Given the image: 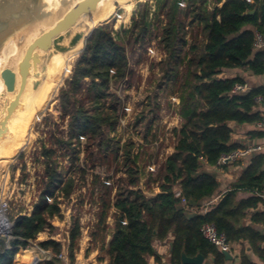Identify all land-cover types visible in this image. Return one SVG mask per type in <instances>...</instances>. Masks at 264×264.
<instances>
[{
  "label": "trees",
  "instance_id": "trees-1",
  "mask_svg": "<svg viewBox=\"0 0 264 264\" xmlns=\"http://www.w3.org/2000/svg\"><path fill=\"white\" fill-rule=\"evenodd\" d=\"M184 1L185 10L180 9L181 0L157 1L158 11L167 19L161 27V42L178 65L185 64L181 125L174 130V151L162 167L160 193L147 197L139 189L138 156L132 154L134 144L127 142L122 146L120 141L107 138L106 132H114L120 119V100L112 86L127 79L129 60L120 35L108 24L99 26L76 61L66 88L60 92V109L67 130L59 136L53 134L52 143L40 147L45 167L42 186L31 213L17 217L14 249L1 251L0 264H21L22 248L27 247V241L54 231L52 220L62 218L59 199H69L76 185L74 177L66 179L60 172L58 153L69 150L71 166L85 175L86 170L76 167L78 148L84 142L116 161L122 159L127 175L124 184L116 189L114 202L105 203L106 208L116 210L112 238L107 248H101L108 257L107 264H149V257L160 262L154 244L170 238V264H182L183 253L188 257L213 256L214 264H224V254L201 233L206 224H214L234 245L248 244L250 252L264 260V233L256 229L264 227V211L260 210L264 199L253 195L264 191V152L252 155L234 186L216 204H210L221 193L214 170L220 157L255 141H264V131L258 128L264 116L256 101L262 97L264 102V87L244 93L233 91L236 85H249V75L264 76V48H255L256 34L264 39V0ZM146 7L147 4L140 6L139 19L133 25L136 42H143L149 31L150 11ZM185 20L197 33L189 51L181 57L187 43L178 33L185 28ZM200 37L203 43L198 40ZM233 125L252 128L244 134L248 142L234 141ZM175 187L180 188L181 198L174 195ZM107 190L110 196L113 190ZM241 192L252 196L241 198ZM81 235L80 221L76 219L66 248L70 264H76ZM95 239L103 242L105 237L97 233ZM39 246L53 256L37 264H64L58 259L64 250L61 243L51 239ZM26 257L40 259L35 252ZM240 259L241 264H255L245 250ZM98 262L104 263L105 258L99 257Z\"/></svg>",
  "mask_w": 264,
  "mask_h": 264
},
{
  "label": "rangeland",
  "instance_id": "rangeland-1",
  "mask_svg": "<svg viewBox=\"0 0 264 264\" xmlns=\"http://www.w3.org/2000/svg\"><path fill=\"white\" fill-rule=\"evenodd\" d=\"M157 1L137 3L128 14L117 4L111 17L102 24H108L120 35L129 60L127 79L118 86H112L113 93L120 100L119 123L114 132H106V135L109 139L120 141L122 146L127 142L134 144L132 154L138 156L139 187L147 197H154V190L161 181L162 167L174 151V130L181 125L180 95L185 68V64L178 65L161 42V27L167 23V19L163 12L158 11ZM144 4H147L146 9L150 11V27L144 41L136 42L133 25L139 19L140 6ZM186 7V2L182 0L180 9L185 10ZM179 17L183 18L182 15ZM196 33V29L185 20V28L178 33L179 38L187 43L183 45L181 57L189 51ZM198 40L203 43L202 37ZM79 56L80 54L64 70L60 86L56 90L53 83L57 82V76H50L45 84L47 98L31 110L22 127L13 133L1 150L0 211L4 209L5 216L11 223L20 215L30 214L36 203L45 168L39 155L40 147L44 143H52L53 134L59 136L61 131L67 130L59 96L70 80ZM78 150L80 154L76 167L86 170L85 175L71 166V157L67 156L69 150L58 153L59 170L66 179L74 177L75 190L69 199H59L62 218L52 220L54 231L41 233L36 240L27 241V247L22 248L21 264L24 259L30 263H38L46 258L49 260L51 253L44 252L39 244L52 238L66 244L72 223L76 219L80 221L82 231L76 264H97L95 237L97 238V233L101 237L112 234L116 214V210L113 207L106 208L105 203L114 202L116 189L124 184L123 179L127 175L121 164L122 159L116 161L113 156L102 153L95 147H88L85 142ZM2 156L6 157L7 162H2ZM109 187L113 190L110 196L107 195ZM5 216L2 213L0 218L5 220ZM13 229L14 227L9 235H0V253L9 246L13 247ZM32 252L38 253L40 259L33 261L26 257ZM87 256H90L91 261L85 260Z\"/></svg>",
  "mask_w": 264,
  "mask_h": 264
},
{
  "label": "water",
  "instance_id": "water-1",
  "mask_svg": "<svg viewBox=\"0 0 264 264\" xmlns=\"http://www.w3.org/2000/svg\"><path fill=\"white\" fill-rule=\"evenodd\" d=\"M103 1L59 0L61 17L51 27L43 28L41 24L51 18L45 0H0V56L9 43H24L27 34L37 30L23 49L16 71L5 68L0 73L4 88L0 94V141L9 134L13 118L24 109L30 83L33 91L40 86L48 71V61L74 50L81 41L84 47L80 54L84 51L98 27L85 37L82 21L95 13ZM223 254L227 260H232L231 254ZM181 260L182 264H203L204 257L201 254L188 257L183 253Z\"/></svg>",
  "mask_w": 264,
  "mask_h": 264
},
{
  "label": "bare ground",
  "instance_id": "bare-ground-1",
  "mask_svg": "<svg viewBox=\"0 0 264 264\" xmlns=\"http://www.w3.org/2000/svg\"><path fill=\"white\" fill-rule=\"evenodd\" d=\"M148 0H105L103 1L98 10L92 15L86 17L82 21V29L85 32V37H88L92 31L102 25L106 20H108L114 12L115 5L119 4L125 12L130 13L137 3H143ZM47 3V11L51 12V18L47 19L44 23L41 24L43 28L51 27L60 17H61V7L59 0H45ZM107 22V21H106ZM37 34V30L29 32L27 34V40L23 42H11L3 50L0 56V73L5 68H11L14 71L17 69V64L21 59L22 51L28 45V43L33 39ZM84 47V42L81 41L77 48L69 51L65 55H58L53 57L48 61V71L41 80V84L37 90L33 91L31 88V83L28 89V95L24 101V109L22 112L13 118L9 126V134L0 141V153L4 147L6 141L17 132L20 127H22L25 119L28 117L29 113L35 107H38L39 102L45 100L48 94L45 92L46 82L50 79V76H57V82L53 83L55 90L59 88L61 83V77L63 76L64 70L67 69V66L80 54ZM3 84L0 79V94L3 91ZM53 89V87H51ZM13 96H9V99H12ZM2 162H7L6 157H1ZM3 217V216H1ZM0 235H9L8 224H6L4 218H0ZM40 262V261H39ZM26 264H37L36 262L30 263L25 261Z\"/></svg>",
  "mask_w": 264,
  "mask_h": 264
},
{
  "label": "crops",
  "instance_id": "crops-1",
  "mask_svg": "<svg viewBox=\"0 0 264 264\" xmlns=\"http://www.w3.org/2000/svg\"><path fill=\"white\" fill-rule=\"evenodd\" d=\"M248 80H249V85L248 88H259V87H264V76L261 77H254L249 75L248 76ZM259 106V110L261 111V113L264 116V102H261L258 104ZM235 127V134H234V141L237 143H246L248 142V136H245V133H248L252 128L251 127H239L236 125H233ZM243 134V135H242ZM253 143H259L262 144L264 143V141H255ZM249 162V160H247V162H245V164L243 165H237V166H225L223 168L222 171L220 172H216L218 175V181L221 184V193L220 195L215 198L214 200L211 201V205L216 204L221 195L224 194L226 191L230 190L233 186L234 183L238 180L240 174L242 173V171L245 169V167L247 166V163ZM154 195L159 194L160 190L159 188L154 190ZM239 196L241 198H247L252 196L251 193L248 192H241L239 194ZM260 210L264 211V206H260ZM204 211V210H203ZM256 229H259L260 231H262L264 233V227L263 226H256ZM112 234H113V230H112ZM112 234L109 236H105V239L102 241L97 240V264H107L108 263V257H106V255L104 253L101 252V248L104 247L107 248L108 244L112 238ZM172 243V238H170L169 240H166L164 242H156L154 244V248L157 252V254L160 257V262L156 261V259L154 257H149L148 262L149 264H170V246ZM234 251H235V255L232 256V260H225L224 264H241V259H240V254L242 251H246L250 257L251 260L255 263V264H264V260L253 254L252 252H250L249 250V246L248 244H237L234 245ZM262 249H264V243L261 244ZM90 254V251L87 252V255ZM99 257H104L105 258V262L104 263H99L98 262V258ZM86 261H91L90 256L85 257ZM90 264H93V262H91ZM203 264H214V257L213 256H209L208 258H204V262Z\"/></svg>",
  "mask_w": 264,
  "mask_h": 264
},
{
  "label": "built area",
  "instance_id": "built-area-1",
  "mask_svg": "<svg viewBox=\"0 0 264 264\" xmlns=\"http://www.w3.org/2000/svg\"><path fill=\"white\" fill-rule=\"evenodd\" d=\"M255 48H257V49L264 48V39L260 34H256ZM247 90H249L247 85H236L233 89V91L236 93H244ZM256 101H257V103H261L263 101V98L258 97L256 99ZM258 128H260L264 131V117H263V120L258 124ZM261 152H264V143H262V144H259V143L247 144L243 148H239V149H237V150H235L229 154L222 155L220 157V159L218 160L216 166L214 167V170L216 172H220L223 170V168L225 166L243 165V164H245V162H247V160H249L251 158L252 155H254L256 153H261ZM139 189H141V188L139 187ZM173 193L177 198H181V190L179 187H175L173 189ZM253 195L262 197V199H264V191L260 192V193L257 191L253 192ZM181 200H182V205L186 206L185 200L184 199H181ZM208 208H209V206L203 208V210L206 211ZM2 213L5 216L4 209H2L0 211V215ZM5 221L8 224H10V229H9V233H10L11 229L15 226L16 220L11 223L9 221V219L5 216ZM201 233L206 240H208L212 245L217 247L222 253H229L232 256L235 255L234 244H232L228 241L225 234L219 233V231L217 230V228L214 224L204 225L201 228ZM53 240H55V239H53ZM59 243H61L63 245L64 250H63V253L58 256V259H60L64 264H70L69 259H68V255H67V250H66L67 245L69 244V239H67L66 244H63L62 242H59ZM8 249H14V247L9 246ZM47 252L49 254V251H47ZM51 255H52V253H51ZM22 264H24V263H22Z\"/></svg>",
  "mask_w": 264,
  "mask_h": 264
}]
</instances>
